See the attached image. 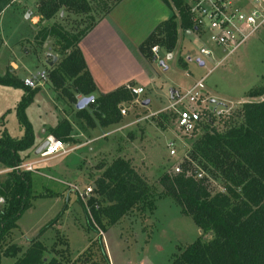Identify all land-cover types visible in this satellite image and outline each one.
Masks as SVG:
<instances>
[{"label":"rangeland","instance_id":"rangeland-1","mask_svg":"<svg viewBox=\"0 0 264 264\" xmlns=\"http://www.w3.org/2000/svg\"><path fill=\"white\" fill-rule=\"evenodd\" d=\"M86 1L88 12L76 14L61 7L48 20L37 14L38 0H13L0 13V76L8 72L22 80L38 78L41 71L45 74V79H40L34 87L40 86V89L24 110L34 140L29 149L20 153L21 163L34 162L28 171L29 205L15 220V226L6 232L1 250L16 246L19 249L17 257L35 239L45 248L41 253L42 263L55 258L61 264H169L187 244L195 239L208 241L211 234L200 233L182 207L162 193L159 178L171 174V168L173 170L175 166L177 172L181 171L187 162L188 168L196 173L195 177L201 175L205 180L210 193L231 198L239 193V188L224 184L222 178L204 164L200 142L204 128L201 126L190 136L182 135L174 122L175 112L168 105L171 98L182 94L200 78V92L218 103H227L228 113L239 109L242 103L261 100V96L247 98L245 94L264 86V31L248 37L207 73L224 53L204 44L193 33L186 35L178 26L176 10L167 7L170 16H175V42L169 52L165 46L154 43L152 46H157L158 50L156 57L145 59L149 82L143 84L142 81L144 90L138 98L146 99L148 103L128 104L129 111L117 123L106 127L99 126L98 121L91 118L90 127L82 115L75 114V103L67 100L63 92H49L50 89L43 86L48 83L47 70L56 63L58 55L54 52L52 39L47 38L39 44V36H35L42 27L52 25H59L68 32H80L92 19L104 16L116 0ZM158 39L163 43L166 40L164 33L158 35ZM200 43L212 50L211 57L203 58L202 67L186 60L196 55ZM148 52L152 55L150 49ZM45 53L56 58L51 66L46 63L50 58H45ZM139 65V69L136 66L133 69L143 74V60ZM65 86L69 88V83ZM170 89L175 90L171 96ZM23 94L21 87L0 84V136L6 132L11 138L19 139L23 134V126L15 115ZM87 107L91 108V103L84 108ZM89 114L95 118L92 111ZM239 121L240 118L234 119L235 123ZM66 122L72 123L71 137L60 138L65 140L68 149H73L62 156L36 162L39 160L38 154L34 153L37 143H42L47 135H53L49 130L56 125L64 131L68 128ZM225 126L220 121L214 125L218 132L224 131ZM169 142L174 148L172 156L168 155ZM115 159L128 161L146 184L145 194L112 224L102 229L91 221L94 230H89L85 224L84 214L88 215L84 206L86 204L90 211L91 206H97L96 200L102 205L112 203L97 195L96 187L104 169ZM9 171L0 164V188L8 180ZM86 187L91 191L84 203L78 192ZM4 199L0 196V210L5 205ZM101 220L104 222L103 218ZM99 243L106 262L99 253ZM15 259L1 255L0 264H11Z\"/></svg>","mask_w":264,"mask_h":264},{"label":"trees","instance_id":"trees-1","mask_svg":"<svg viewBox=\"0 0 264 264\" xmlns=\"http://www.w3.org/2000/svg\"><path fill=\"white\" fill-rule=\"evenodd\" d=\"M160 1L166 7L176 10L178 26L182 31L192 29L182 0ZM12 2L13 0H0V13ZM61 7L76 14L89 11L86 0H38L36 11L42 19L48 20ZM174 18L172 14L157 24L138 45V51L145 59L152 56L148 51L154 43L165 46L168 52L173 48L176 36ZM96 20L92 19L80 32H68L59 25H52L42 27L35 36H39V44L47 38L52 39L54 52L58 55L56 63L47 70L49 85L55 91L63 92L71 103L76 102V94L91 95V108L87 107V110L84 106L75 109V114L82 115L90 127L91 118L96 119L99 126L106 127L121 119L118 105L121 102L127 104L132 96L124 86L107 93H95V85L85 66L78 42ZM161 33H164V40L166 39L163 43L158 39ZM66 82L69 83V88H66ZM0 84L24 89L15 114L17 121L23 126V134L19 139L11 138L6 132H2L0 136V164L10 169L8 180L0 188V196L5 198V205L0 210V256H14L16 259L11 264H61L55 258L42 263L41 253L45 248L35 239L17 257L15 255L19 249L16 246L11 245L1 250L6 232L15 226V220L29 205V172L13 167L21 163L20 153L33 145L32 129L24 110L38 88L23 86L21 80L8 72L0 76ZM254 96H261V100L242 103L236 111L216 119L209 117L202 124L204 133L200 142L204 164L212 173L218 174L224 184L238 187L239 193L231 198L210 193L204 184L205 180L201 175L196 178V173L188 168L187 162L181 171L174 172L171 168V174H163L159 178L162 193L182 207L184 214L191 218L200 233L211 234L208 241L195 239L187 244L169 264H264V86L245 94L247 98ZM89 111H92L95 118ZM235 118H240V121L235 123ZM219 121L226 125L224 131L218 132L214 127ZM66 125L69 126L67 122ZM49 131L58 139H61L60 136L69 137V128L62 131L56 125ZM97 182L96 194L112 203L102 205L100 200H96V208L90 207V219L84 214L89 230H94L91 221L102 229L115 222L142 194L144 196L147 187L128 161L122 159L113 160ZM98 250L106 262L100 243Z\"/></svg>","mask_w":264,"mask_h":264},{"label":"built area","instance_id":"built-area-1","mask_svg":"<svg viewBox=\"0 0 264 264\" xmlns=\"http://www.w3.org/2000/svg\"><path fill=\"white\" fill-rule=\"evenodd\" d=\"M189 21L192 24V29L186 30L188 34H195L198 39H202L204 44H210L214 48L220 49L224 54L214 62L213 66L218 65L225 57L233 53L248 37L260 31H264V0H240L233 2L232 0H182ZM203 43L197 47L196 55L187 61H193L199 66H204V59L211 57L212 50L205 48ZM150 51L155 58L157 46H151ZM210 70V69H209ZM207 70V71H209ZM38 78H24L22 84L25 87L34 88L39 84L40 79H45L44 72L37 74ZM202 78L194 81L192 85L182 94H177L175 98H171V103L168 105L171 111L175 112L174 122L178 132L182 135L190 136L201 128L202 124L207 122L209 117L219 118L224 116L229 111L227 103H211L209 98L200 92L198 89ZM125 89L133 99L125 105H120L118 108L120 116H124L129 111V105H141L142 100L138 98L143 93L141 86L124 85ZM81 97L78 96L76 100ZM93 99L89 101L92 103ZM44 146L38 152L39 160L61 156L67 153L70 149L60 139L51 135H47L44 140ZM168 155L174 154L172 142L168 143ZM32 163H20L13 169L30 171ZM174 172L178 171V167L173 168ZM90 187H86L81 192H78V197L84 201L85 197L89 196ZM85 209L90 218V211ZM96 208V206H94Z\"/></svg>","mask_w":264,"mask_h":264},{"label":"crops","instance_id":"crops-1","mask_svg":"<svg viewBox=\"0 0 264 264\" xmlns=\"http://www.w3.org/2000/svg\"><path fill=\"white\" fill-rule=\"evenodd\" d=\"M169 16V9L160 0H119L104 16L95 21L78 42L85 66L95 85V92L107 93L129 83L142 87V81L143 84L149 82L147 61L144 57L142 59L138 45L157 24ZM142 60L143 74L140 70L133 69L135 66L139 69ZM213 67L215 66L212 65L210 70ZM43 86L50 89L49 92H56L48 83ZM68 124L71 137L72 123ZM40 144L38 142L37 146ZM69 149L71 151L73 148Z\"/></svg>","mask_w":264,"mask_h":264},{"label":"water","instance_id":"water-1","mask_svg":"<svg viewBox=\"0 0 264 264\" xmlns=\"http://www.w3.org/2000/svg\"><path fill=\"white\" fill-rule=\"evenodd\" d=\"M45 58H50L49 61L46 60V63H47L48 66H51L55 62V59H56L55 56L52 55V54H50V53H45ZM159 64L161 65L162 62H159ZM172 92H175V90H172V89L169 90V95L170 96H171ZM91 99H92V96L91 95L79 97L76 100L75 104H74L75 109H81V108H83L84 106H86L89 103V101ZM210 102L216 104V102H215L214 99H211ZM147 103H148V100H146V99L142 101V104L143 105H146ZM43 146H44V142H42L39 146H37V148L35 150V154H38V152L41 150V148Z\"/></svg>","mask_w":264,"mask_h":264}]
</instances>
